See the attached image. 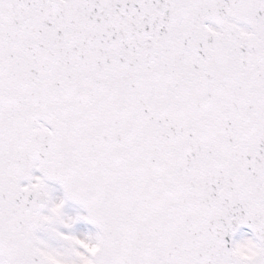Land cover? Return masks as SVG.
I'll return each mask as SVG.
<instances>
[{
  "label": "snow or ice",
  "instance_id": "1",
  "mask_svg": "<svg viewBox=\"0 0 264 264\" xmlns=\"http://www.w3.org/2000/svg\"><path fill=\"white\" fill-rule=\"evenodd\" d=\"M0 264H264V0H0Z\"/></svg>",
  "mask_w": 264,
  "mask_h": 264
}]
</instances>
